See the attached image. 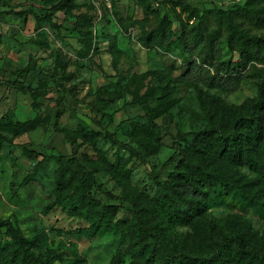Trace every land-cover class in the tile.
<instances>
[{"label": "rangeland", "instance_id": "1", "mask_svg": "<svg viewBox=\"0 0 264 264\" xmlns=\"http://www.w3.org/2000/svg\"><path fill=\"white\" fill-rule=\"evenodd\" d=\"M53 1L2 3L16 10L44 11ZM167 1L162 5L148 0L149 12H145L139 0H76L73 12L84 17L82 24L69 22L59 29L31 16H0V75L13 79L11 75L31 61L27 83L50 75L56 83L72 87L63 100L52 94V101H37L23 91H9L0 85V131L4 115L13 122L37 121L35 129L27 132L2 131L7 142L0 152V246L8 240L1 220H9L25 237L39 243L40 249L58 254L55 264H112L120 251L117 234L91 232L83 218L69 216L64 207L43 212L54 199L56 157L69 150L61 134L46 142L57 109L62 112L61 128L72 132L80 125L90 128L94 119L143 158L145 163L130 149L113 146L106 139H77L84 142L81 145L87 157L100 166L98 177L107 190L121 195L123 185H127L146 204L158 189L148 172L157 171L178 144L183 149L190 142L179 139V135L209 128L215 109L227 118L232 109L247 113L249 105L255 103L264 72L257 77H244L243 72L232 84L214 86L209 82L214 68L203 61L206 38L217 28L216 10H232L240 0ZM163 17L171 23L176 37L148 41L147 36ZM61 20L59 14L55 22L60 25ZM240 20L253 31L264 32V27L252 22L246 13ZM72 26L76 30H70ZM197 27L203 30V40L192 36ZM225 34L223 30L215 43L213 57L218 61L237 58L227 49ZM50 85H54L53 80ZM138 99L144 104H135ZM30 150L48 156L47 161L39 163L28 156L25 151ZM238 173L248 179L256 175L247 167H239ZM204 216L224 233H246L264 245V217L225 199L219 186L205 201ZM114 220L131 234L128 205L118 208ZM155 234L179 252L195 258L208 254L205 245L198 243L191 228L181 221L157 225ZM123 253L125 264H129L130 254Z\"/></svg>", "mask_w": 264, "mask_h": 264}, {"label": "trees", "instance_id": "2", "mask_svg": "<svg viewBox=\"0 0 264 264\" xmlns=\"http://www.w3.org/2000/svg\"><path fill=\"white\" fill-rule=\"evenodd\" d=\"M147 1L139 0L145 12H149ZM151 1L162 5L169 2ZM75 8L76 0H55L44 11L34 8L16 10L0 0V16H31L57 29L69 22L74 26L82 24L84 17L74 14ZM243 13L252 22L264 27V0H240L232 10H216L217 28L206 38V58L203 60L214 68L215 74L209 77L210 84L214 86L232 84V81L242 78L243 72L246 74L244 77L248 74L257 77L264 72V32L253 31L252 27L245 26L240 20ZM59 14H62L60 25L55 22ZM74 26L70 30H76ZM223 30L226 32L223 41L227 49L237 56L235 60L218 61L213 57L216 40ZM192 36L197 41L203 40L202 28L197 27ZM174 37L171 23L163 17L147 40L157 43ZM31 70L30 61L26 67L11 75L13 79L0 75V85L9 91H23L37 101H52V94L63 100L72 92V87L56 83L50 75L33 78L32 82L27 83ZM50 80L54 81L53 86ZM135 104L144 103L138 99ZM249 109L244 113L234 108L227 118L215 109L213 114L218 117H211L209 128L179 135V139H190V142L181 149L182 145L176 141L177 150L157 171L148 172L150 179L157 182L158 189L152 201L146 204L127 185H123L121 195H114L107 190L98 177L100 166L87 157L81 144H84L82 141L93 142L102 138L113 146L130 149L145 163L143 158L131 146L120 141L116 133L108 131L94 119L90 121V128L80 125L75 132L66 127L61 128L62 112L57 109L46 142L56 134H61L69 150L66 155L56 157L58 167L52 188L54 199L44 207L43 212L47 213L54 206L64 207L69 216L83 218L91 232L117 234L120 237V251L112 259V264H125L123 250L130 254L129 264H264V245L258 244L253 236L224 233L204 216L205 201L219 186L225 199L252 208L264 217V83H260L258 98L249 105ZM36 126V120L13 122L9 115L1 118L3 132H27ZM2 131L0 152L7 142ZM78 138L82 140L81 143L77 142ZM25 152L39 163L48 159L41 153L31 150ZM171 166L173 169L165 176L164 173ZM239 167H247L256 175L245 178L238 173ZM123 205L129 206L131 234L120 228L119 220H114L118 208ZM175 221H181L191 228L195 240L207 248L206 256L195 258L191 254L179 252L168 241L157 238V225ZM1 224L8 240L0 246V264H55L59 258L53 251L40 249L39 243L25 237L9 220H1Z\"/></svg>", "mask_w": 264, "mask_h": 264}]
</instances>
